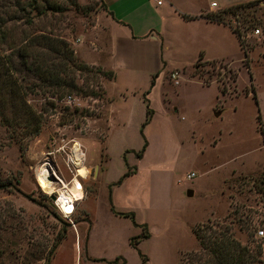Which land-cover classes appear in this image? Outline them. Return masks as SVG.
I'll list each match as a JSON object with an SVG mask.
<instances>
[{"label":"rangeland","instance_id":"obj_1","mask_svg":"<svg viewBox=\"0 0 264 264\" xmlns=\"http://www.w3.org/2000/svg\"><path fill=\"white\" fill-rule=\"evenodd\" d=\"M51 1L62 10L44 20L8 21L0 56L43 29L71 44L76 63L95 68L81 54L108 45L99 1ZM16 4L0 0V14L10 19ZM236 11L227 19L239 21L242 46L228 28L173 26L163 69L146 79L120 74L107 85L110 105L106 78L94 69L69 74L81 91L26 90L38 134H30L34 125L0 120V178L8 184L0 189L4 264H45L48 254L50 264H200L193 229L209 221L232 225L244 245L261 249L264 264L255 237L264 230V0ZM201 44L202 58L195 49ZM174 72L181 73L177 84ZM74 152L82 167L71 164ZM45 163L57 173L50 193L36 179ZM60 180L83 190L68 216L54 205L64 190ZM241 212L250 216L252 237L231 222Z\"/></svg>","mask_w":264,"mask_h":264},{"label":"trees","instance_id":"obj_2","mask_svg":"<svg viewBox=\"0 0 264 264\" xmlns=\"http://www.w3.org/2000/svg\"><path fill=\"white\" fill-rule=\"evenodd\" d=\"M98 1L102 9L106 10L103 0ZM258 1L253 0L216 12H209L205 17L208 20L229 25L227 16L235 15L237 7H244ZM12 10V17L10 19L7 18L8 15L6 16L1 11L3 15L0 14V45L7 40L9 20L25 19V24L32 25L35 18L44 20L50 13L61 11L62 9L51 0H17V4ZM109 14H111L110 11ZM184 17L191 18L188 15H184ZM229 27L239 38L242 46L240 29H234L230 25ZM36 32L26 35L20 44L12 45L9 48L8 54L0 56V120L3 122L2 124H7L12 117V124L15 126L22 125L27 128L34 125L30 132L32 135L38 134L40 123L31 106L26 101L25 92L27 89H30L31 92L42 86L46 91L51 90L53 93H58L59 95L67 89L81 91L75 83L74 73L72 76L69 75L76 70L94 69L96 73H100L106 79H112L115 76L112 70H103L98 66L93 68L85 63H76L74 49L66 39L55 36L50 31L43 29H39ZM245 54L244 49V56ZM93 94L97 95V92ZM253 97L255 98V96ZM143 102L146 106L147 118H150L152 110L145 96H143ZM138 156L141 157L142 153L138 154ZM135 170L136 168L130 169L125 176L135 173ZM7 185L0 178V189ZM111 208L114 209L113 206ZM121 214L128 215V213ZM242 215L243 212L240 215L238 214L236 220L234 219L231 222L237 224L236 228L238 232L248 231V236L252 237L254 232L250 229L252 228L250 216L246 215L243 217ZM193 233L198 240L200 249L203 250V255L197 256L200 264L262 263L260 257L262 253L261 249L255 250L247 244L244 245L236 237V230L233 229L232 225L209 221L194 228ZM145 236H148V233H145ZM52 252L53 250L50 251V254ZM3 253L4 251L0 250V264H4L2 261ZM48 255L45 264H50ZM116 260L108 262L124 264L118 263Z\"/></svg>","mask_w":264,"mask_h":264},{"label":"crops","instance_id":"obj_3","mask_svg":"<svg viewBox=\"0 0 264 264\" xmlns=\"http://www.w3.org/2000/svg\"><path fill=\"white\" fill-rule=\"evenodd\" d=\"M213 1L217 4L215 7L210 6ZM249 1L253 0H163L161 5H156L152 0H103L106 5L103 14L108 45L105 52L98 47L87 46L85 56L81 54V57L90 65L114 72V78L103 82L110 105L113 98L107 94V85H114L120 74H135L146 79L155 73V69H163V65H166L163 53L169 44L173 26L196 24L208 27L207 31L211 29L214 32V28H217L224 33V28H228L230 38L232 31L228 25L208 20L205 15ZM184 15L191 18H185ZM138 46L148 47V50L139 51ZM195 49L202 58L204 44ZM178 75L180 78L181 73ZM120 96L125 98L123 92Z\"/></svg>","mask_w":264,"mask_h":264},{"label":"bare ground","instance_id":"obj_4","mask_svg":"<svg viewBox=\"0 0 264 264\" xmlns=\"http://www.w3.org/2000/svg\"><path fill=\"white\" fill-rule=\"evenodd\" d=\"M76 151V150H75ZM72 155V154H71ZM72 161L75 164V166H81L82 167V160L76 152L72 155ZM50 164V163H49ZM80 168V167H78ZM37 175V181L40 187L45 190L46 192L50 193L52 189H54V181L57 176V173L53 168H49L48 164L41 165L40 169L36 173ZM62 184V182H60ZM64 190H60V196L58 198V202L60 204L61 209L64 213H67V216L72 214L74 211V202L71 204L70 201H68V197L70 196V192L74 194L76 199L81 200L83 197V192L81 189L80 184H74L72 188L67 189L66 185L62 184ZM73 207L72 210H70Z\"/></svg>","mask_w":264,"mask_h":264},{"label":"built area","instance_id":"obj_5","mask_svg":"<svg viewBox=\"0 0 264 264\" xmlns=\"http://www.w3.org/2000/svg\"><path fill=\"white\" fill-rule=\"evenodd\" d=\"M156 5H161L162 3H163V0H152ZM217 4H216V2H211L210 3V6H212V7H215ZM229 25L232 27V28H234V29H236V28H238V25H239V21L237 20V19H232L231 20V22L229 23ZM253 31L255 32V34H258L259 32H260V30H259V28H254L253 29ZM243 38V35H241V39ZM178 73L177 72H174L173 74H172V78H175V83L177 84L178 83ZM73 155V154H72ZM70 162H71V164L72 165H75L74 163H73V161H72V157L70 158ZM76 167V166H75ZM80 176V175H79ZM194 176V173H189V174H187L186 175V178L187 179H191L192 177ZM76 178V177H75ZM59 182H62V180H60ZM61 185V184H60ZM61 187H62V185H61ZM60 187V188H61ZM79 189H81L82 190V187H80ZM82 192H83V190H82ZM71 194H70V196L67 198L68 199V201H70V203L72 204L73 202H74V206H75V204H76V202H78L79 200L78 199H76V197L74 196V194L72 193V192H70ZM60 193L59 192H57L56 191V195H55V200H54V205L56 206V208L58 209V211L63 215V216H67V213H64L63 212V210L61 209V207H60V204H59V202H58V198H59V195ZM73 209V207L70 209V210H72ZM255 237L257 238V239H259L260 240V243H261V246L264 248V230L263 229H257L256 230V233H255Z\"/></svg>","mask_w":264,"mask_h":264},{"label":"water","instance_id":"obj_6","mask_svg":"<svg viewBox=\"0 0 264 264\" xmlns=\"http://www.w3.org/2000/svg\"><path fill=\"white\" fill-rule=\"evenodd\" d=\"M219 114H220L219 111L215 113V115H219ZM187 194H188V195H191V194H192V190H188ZM53 198H54V196H52V199H53Z\"/></svg>","mask_w":264,"mask_h":264}]
</instances>
